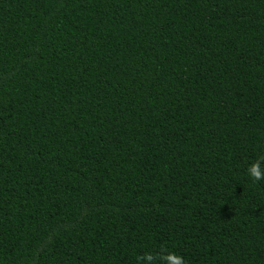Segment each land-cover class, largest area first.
Instances as JSON below:
<instances>
[{"label":"trees","instance_id":"16d2710c","mask_svg":"<svg viewBox=\"0 0 264 264\" xmlns=\"http://www.w3.org/2000/svg\"><path fill=\"white\" fill-rule=\"evenodd\" d=\"M260 156L264 0H0V264H264Z\"/></svg>","mask_w":264,"mask_h":264},{"label":"clouds","instance_id":"9594fccd","mask_svg":"<svg viewBox=\"0 0 264 264\" xmlns=\"http://www.w3.org/2000/svg\"><path fill=\"white\" fill-rule=\"evenodd\" d=\"M264 158V156L258 157L255 161H253L246 169L248 176L254 182L264 181V170L261 169V165L259 164V160ZM137 262H144V264H154L157 259H163L165 264H185V260L182 256L173 253L167 252L165 255H154L152 253H145L143 255L137 256Z\"/></svg>","mask_w":264,"mask_h":264}]
</instances>
